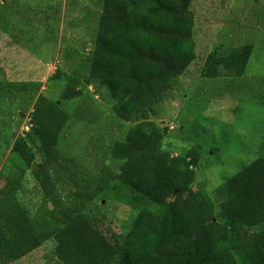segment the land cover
Listing matches in <instances>:
<instances>
[{"label":"trees","instance_id":"obj_1","mask_svg":"<svg viewBox=\"0 0 264 264\" xmlns=\"http://www.w3.org/2000/svg\"><path fill=\"white\" fill-rule=\"evenodd\" d=\"M193 0H103L86 85L109 95L113 112L128 122L136 109L156 100L195 61ZM252 45L206 57L203 77L244 75ZM69 77L62 101L82 96ZM54 101L39 96L25 140L12 153L27 167L38 158L35 176L43 193L42 216L30 219L14 188L0 198V263L17 261L53 239L61 264H264V158L253 160L216 189L218 204L191 191L190 168L197 152L183 158L161 151L158 127L135 125L111 146L118 174L102 171L87 201L107 193L138 212L128 235L114 245L81 211L62 207L57 187L75 183L80 172L57 143L68 122ZM11 178V177H10ZM12 179V178H11ZM116 186L107 192L109 182ZM121 189V190H120ZM123 191V192H121ZM218 208L222 220L214 221Z\"/></svg>","mask_w":264,"mask_h":264},{"label":"rangeland","instance_id":"obj_2","mask_svg":"<svg viewBox=\"0 0 264 264\" xmlns=\"http://www.w3.org/2000/svg\"><path fill=\"white\" fill-rule=\"evenodd\" d=\"M102 3L0 0V198L14 188L15 198L30 219L51 208L43 205L35 176L38 168L25 166L12 153L20 139L33 149L27 137L30 115L37 98L43 96L69 116L56 147L80 172L75 183L57 187L62 207L81 211L118 245L138 212L131 205L110 200L107 193L92 201L81 195L97 187L103 170L118 174L121 163L111 157V146L135 125L148 122L158 127L159 148L172 157L197 152L198 164L190 168V189H202L215 204L218 187L253 160L264 158V0H193L195 61L158 99L138 107L128 122L113 112L107 92L85 82ZM243 45H252L253 50L242 77H228L224 70L218 78L203 77L209 54ZM69 77L81 82L82 96L62 101ZM39 163L37 158L33 164L38 167ZM108 185L109 193L116 185L111 181ZM221 220L216 208L214 221ZM55 246L50 239L8 264H61Z\"/></svg>","mask_w":264,"mask_h":264},{"label":"water","instance_id":"obj_3","mask_svg":"<svg viewBox=\"0 0 264 264\" xmlns=\"http://www.w3.org/2000/svg\"><path fill=\"white\" fill-rule=\"evenodd\" d=\"M31 168H32V170H36L38 167H36V165H31Z\"/></svg>","mask_w":264,"mask_h":264}]
</instances>
